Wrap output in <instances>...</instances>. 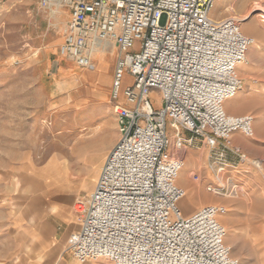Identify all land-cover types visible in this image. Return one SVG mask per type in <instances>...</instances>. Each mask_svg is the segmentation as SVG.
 I'll list each match as a JSON object with an SVG mask.
<instances>
[{"label":"built area","instance_id":"built-area-1","mask_svg":"<svg viewBox=\"0 0 264 264\" xmlns=\"http://www.w3.org/2000/svg\"><path fill=\"white\" fill-rule=\"evenodd\" d=\"M217 1L39 0L51 13L69 10L63 59L87 69L96 50L117 55L112 97L119 140L94 192L73 207L80 229L68 251L79 264H240L220 222L225 207L182 212L184 161L173 153L202 142L221 173L226 154L245 160L234 136H255L254 116L230 115L225 107L243 88L238 72L255 40L237 18L214 19ZM153 90L161 94L160 108L150 101Z\"/></svg>","mask_w":264,"mask_h":264},{"label":"rangeland","instance_id":"rangeland-1","mask_svg":"<svg viewBox=\"0 0 264 264\" xmlns=\"http://www.w3.org/2000/svg\"><path fill=\"white\" fill-rule=\"evenodd\" d=\"M262 4L263 0H222L212 12L216 20L237 18L242 32L255 40L238 72L243 81L241 97L225 106L230 115L254 116V138L239 133L233 138L245 160L228 153L219 173L206 144L173 150L184 164L189 153L196 154L195 170L188 176L192 190L182 203L187 208L192 203L187 199L201 200L205 205L197 211L207 205L226 208L220 222L227 231L226 244L240 264H264ZM59 13H63L61 23L39 0H0V264H38L44 246L35 239L34 225L39 229L49 224L47 239L59 242L67 229L61 218L72 216L80 224L75 202L94 192L119 140L112 97L117 55L111 49L94 55L92 66L101 60L102 74L109 77L100 86L93 76L78 81L92 67L78 68L59 55L69 10ZM124 84L131 86L132 79L126 76ZM150 101L160 108L161 94L153 90ZM167 130L174 144L175 130L170 124ZM181 137L190 135L182 132ZM197 211L182 212L191 216ZM51 212L56 215H48ZM62 257L79 264L70 251ZM95 263L110 264L104 260L85 264Z\"/></svg>","mask_w":264,"mask_h":264},{"label":"crops","instance_id":"crops-1","mask_svg":"<svg viewBox=\"0 0 264 264\" xmlns=\"http://www.w3.org/2000/svg\"><path fill=\"white\" fill-rule=\"evenodd\" d=\"M103 64L104 63L101 60L97 61L96 65H94L95 68L93 67V68H91V70L87 71L88 74L93 76V78L95 80L94 83L99 84V86L102 83H104V81L109 79V77L102 74V69L104 66ZM95 74H96V76H95ZM195 155L196 154H194V153H189L188 156H186V158H185V164L186 165H185V168H184V170L181 174V177L178 181L179 186L184 188L186 190V192H191V190H192L191 184L188 181V176L192 173V171L195 170V163H194L195 158H196ZM190 203L191 204L187 208H186L184 203L181 204L182 210L187 215L197 211V209H199V207L205 205V203L202 202L201 200L191 199ZM48 215H56V213L51 212ZM60 220L64 225L67 226V229H66V232L63 234V236L59 242L57 240L52 241V238L50 239V241L47 239V237H48V235H47L48 230L47 229L49 228V224L45 223V224L41 225V227L39 228L41 231H39V229L36 227V225H34L35 229L33 230V233H34L35 239H39V243L44 246L39 253V256H38L39 258L37 261L38 264H59V263L60 264H62V263L63 264H73L72 262L64 260V258L62 256H63L64 252L68 251V249H69L70 241L67 242V237L69 235L71 236L74 232H76L79 229L80 224L78 225L76 223V220L72 216L61 218ZM75 227H78V228L76 229ZM42 232H45V234ZM36 236H38V238H36ZM57 244L59 247L54 250L53 247H54V245L56 247ZM95 264H104V263H95Z\"/></svg>","mask_w":264,"mask_h":264},{"label":"bare ground","instance_id":"bare-ground-1","mask_svg":"<svg viewBox=\"0 0 264 264\" xmlns=\"http://www.w3.org/2000/svg\"><path fill=\"white\" fill-rule=\"evenodd\" d=\"M222 0H218V2H221ZM256 7H258V4L255 6V7H253V9L254 8H256ZM254 10H256V9H254ZM253 10V11H254ZM60 11H58V12H56V13H53V14H55L56 15V17L57 18H55V20L58 22V23H61V18L63 17V13H59ZM112 50V49H111ZM112 52V51H111ZM96 54H105V52H104V50H96L95 52H94V55H96ZM97 56V55H96ZM94 57V56H93ZM246 63H247V60H246ZM245 63V64H246ZM244 64V65H245ZM244 65H242L241 67H243ZM92 68L94 67V66H91ZM91 67H89V68H91ZM79 68V67H78ZM89 68H87V69H89ZM95 68V67H94ZM101 68V67H100ZM91 70V69H90ZM95 76H96V74H95ZM89 78H92V75H90V74H84V76H82V77H78V81H80V82H83V81H86V79H89ZM239 94V93H238ZM236 95L233 99H231V100H229L226 104L227 105H229V104H231V103H233V101H235V100H237V98H240L241 96L240 95ZM236 110H239V109H236ZM172 128H174L173 126H171ZM184 161V160H183ZM184 167H185V164H184ZM184 167H183V169H182V171H181V173L183 172V170H184ZM181 173H180V175H181ZM180 178V177H179ZM213 190V189H212ZM214 191V193H215V191L216 190H213ZM200 193V192H199ZM198 193V194H199ZM213 193V194H214ZM216 194V193H215ZM187 195V194H186ZM185 198H186V196H185ZM184 198V199H185ZM190 200L189 199H187L186 200V203L187 202H189ZM183 202V201H182ZM181 202V203H182Z\"/></svg>","mask_w":264,"mask_h":264}]
</instances>
